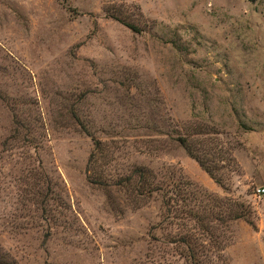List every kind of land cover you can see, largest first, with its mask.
<instances>
[{"label":"rangeland","instance_id":"1","mask_svg":"<svg viewBox=\"0 0 264 264\" xmlns=\"http://www.w3.org/2000/svg\"><path fill=\"white\" fill-rule=\"evenodd\" d=\"M258 188L264 0H0V264H264Z\"/></svg>","mask_w":264,"mask_h":264},{"label":"trees","instance_id":"2","mask_svg":"<svg viewBox=\"0 0 264 264\" xmlns=\"http://www.w3.org/2000/svg\"><path fill=\"white\" fill-rule=\"evenodd\" d=\"M126 26L128 28L134 30V31H137V28L135 26H133V25L126 24ZM83 128H85V127H83ZM177 133H178V131H177ZM194 134H198V132H196L195 129H193V131H191V128H188V130H186V133H184V134L179 133L176 140H177L178 144L184 148V150L186 151V153H188L192 158H194V159L197 160V162L207 172V174L210 176V178L216 184H218L220 187L224 188L222 179L219 178V177H217V175L212 172V169L209 168L207 166V164L204 166V164L202 163V161L198 158L197 154L193 151L192 147H193V145L195 146V144L194 143H191L190 142L191 140L189 141V139ZM93 141H94V144L96 145V147L99 148L101 146V143L100 142H98L96 140H93ZM133 176L138 179V182L139 183H141V185L139 186L140 195H144V193L145 194L147 193L146 195H150L151 193H153L158 188V185L155 182L156 181V177H155V175L152 174V172L149 169H145V168H142V167H136L133 170ZM126 180L129 181V178H127ZM122 182H124V179L123 180L122 179H119V181H117V185H119ZM172 182H173V185L178 188V184L180 183V179L173 180ZM143 191H145V192L142 193ZM215 201L218 202L216 199H215ZM237 208L238 207H236V210L233 211L226 218H222L221 217V213H218L217 216H216V220L222 221L223 224H226L230 220H237L239 218H245V216H246L245 215V211H238ZM211 213H213V212H211ZM197 216L198 215L195 214V217L196 218H197ZM209 228L210 227H205V230L208 232L210 230ZM186 244L189 245L188 242ZM190 258H192L193 261H194V263H196V260H197L196 251L194 252L193 250H191Z\"/></svg>","mask_w":264,"mask_h":264},{"label":"built area","instance_id":"3","mask_svg":"<svg viewBox=\"0 0 264 264\" xmlns=\"http://www.w3.org/2000/svg\"><path fill=\"white\" fill-rule=\"evenodd\" d=\"M256 192H257L258 195H263L264 194V188H258L256 190Z\"/></svg>","mask_w":264,"mask_h":264}]
</instances>
